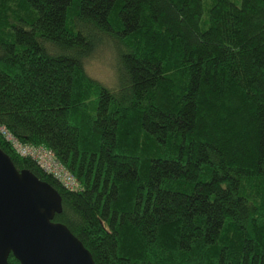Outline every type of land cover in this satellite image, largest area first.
<instances>
[{
  "label": "trees",
  "instance_id": "trees-1",
  "mask_svg": "<svg viewBox=\"0 0 264 264\" xmlns=\"http://www.w3.org/2000/svg\"><path fill=\"white\" fill-rule=\"evenodd\" d=\"M0 125L94 264H264V0H0Z\"/></svg>",
  "mask_w": 264,
  "mask_h": 264
},
{
  "label": "water",
  "instance_id": "water-1",
  "mask_svg": "<svg viewBox=\"0 0 264 264\" xmlns=\"http://www.w3.org/2000/svg\"><path fill=\"white\" fill-rule=\"evenodd\" d=\"M61 199L27 169L17 170L0 149V264H94L82 243L60 223Z\"/></svg>",
  "mask_w": 264,
  "mask_h": 264
},
{
  "label": "built area",
  "instance_id": "built-area-1",
  "mask_svg": "<svg viewBox=\"0 0 264 264\" xmlns=\"http://www.w3.org/2000/svg\"><path fill=\"white\" fill-rule=\"evenodd\" d=\"M0 135L18 155L27 156L35 160L43 171L60 180L65 187L73 189L77 187L76 181L54 157L50 149L42 145H29L19 142L2 125H0Z\"/></svg>",
  "mask_w": 264,
  "mask_h": 264
},
{
  "label": "rangeland",
  "instance_id": "rangeland-1",
  "mask_svg": "<svg viewBox=\"0 0 264 264\" xmlns=\"http://www.w3.org/2000/svg\"><path fill=\"white\" fill-rule=\"evenodd\" d=\"M114 59L115 56L113 58L109 49L100 48L85 61V71L90 77L106 86L114 87L116 84Z\"/></svg>",
  "mask_w": 264,
  "mask_h": 264
}]
</instances>
